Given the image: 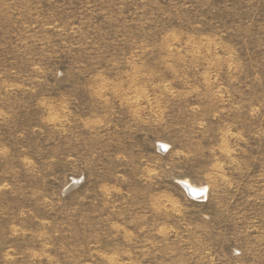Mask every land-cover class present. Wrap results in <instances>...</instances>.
Wrapping results in <instances>:
<instances>
[{"label": "rangeland", "instance_id": "rangeland-1", "mask_svg": "<svg viewBox=\"0 0 264 264\" xmlns=\"http://www.w3.org/2000/svg\"><path fill=\"white\" fill-rule=\"evenodd\" d=\"M0 264H264V0H0Z\"/></svg>", "mask_w": 264, "mask_h": 264}, {"label": "bare ground", "instance_id": "bare-ground-1", "mask_svg": "<svg viewBox=\"0 0 264 264\" xmlns=\"http://www.w3.org/2000/svg\"><path fill=\"white\" fill-rule=\"evenodd\" d=\"M184 185L188 188L189 192L192 193L194 196H200L205 194V190L202 188L194 187L189 182H185Z\"/></svg>", "mask_w": 264, "mask_h": 264}]
</instances>
